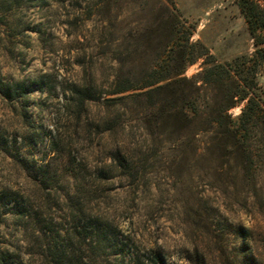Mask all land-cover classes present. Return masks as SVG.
<instances>
[{"label":"rangeland","instance_id":"374dc122","mask_svg":"<svg viewBox=\"0 0 264 264\" xmlns=\"http://www.w3.org/2000/svg\"><path fill=\"white\" fill-rule=\"evenodd\" d=\"M173 2L192 42L220 62L240 57L253 68L240 0ZM163 4L0 0V264H137L159 247L170 264H194L195 253L208 264H243L242 227L264 264V143L255 146L251 179L234 161L207 160L208 134L199 135L192 167L173 169L137 99L114 100L140 91L112 94L117 79L146 81L156 48L144 58L138 37ZM246 77L253 81V71ZM256 80L263 91L264 68ZM76 84L86 101L80 120L63 105ZM245 103L230 110L235 119ZM258 115L264 120V103ZM119 148L134 158L131 168L112 159Z\"/></svg>","mask_w":264,"mask_h":264},{"label":"trees","instance_id":"16d2710c","mask_svg":"<svg viewBox=\"0 0 264 264\" xmlns=\"http://www.w3.org/2000/svg\"><path fill=\"white\" fill-rule=\"evenodd\" d=\"M160 1L166 4L162 5L153 22L141 27L138 37V42L144 46V58L150 55L153 46L156 48V61L140 86L122 85L120 78L117 79L112 94L132 89L140 91L120 95L114 100L137 99V108L152 143L160 150L172 151L171 168L192 167L201 148L199 135L208 134L203 149L212 158L207 160L222 165L234 161L244 179L253 178L251 170L256 161L255 146L264 143V120L258 115L264 103V90L261 91L262 86L256 80L257 74L264 68V0H240L255 47L253 56L256 63L253 68L240 57L220 62L206 48L192 42L193 32L183 31L179 14L170 7L174 6L173 0ZM203 57V70L192 77L186 76L187 66ZM252 71L253 81H250L246 75ZM83 92L84 84H76L63 101L67 111L76 109L79 120L86 102ZM239 100H246V103L241 115L235 119L230 110ZM112 159L124 169L134 164V158L120 148ZM241 237L239 251L243 254V264H258L256 254L248 250L253 239L250 229L242 227ZM200 257L201 254L195 253L192 262L208 264L205 258ZM137 264L170 263L159 247L139 255Z\"/></svg>","mask_w":264,"mask_h":264}]
</instances>
